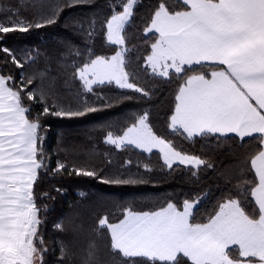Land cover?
<instances>
[{
    "label": "snow or ice",
    "instance_id": "6c2138e0",
    "mask_svg": "<svg viewBox=\"0 0 264 264\" xmlns=\"http://www.w3.org/2000/svg\"><path fill=\"white\" fill-rule=\"evenodd\" d=\"M94 2L61 0L53 18L45 17L43 22L9 17L7 24L0 21V40L7 34L28 33L57 23L62 4L91 7ZM142 3L109 0L102 20L94 14L90 21L75 25L82 43L66 42L70 50L76 49L77 58L83 56V62L75 64L71 73L82 89L75 106L65 104L51 83L47 87L37 83L42 81L43 71L25 74L24 63L15 52L8 46L0 47L5 65L10 57L21 69L18 86L12 75L0 73V264H45L44 255L49 251L40 231L44 223L41 212L48 209L36 203L34 191L40 171L49 172L45 135L41 134L43 117L80 118L108 112L134 99L146 102L154 94L157 79L167 83L174 76L178 86L167 119L171 133L188 142L207 138L215 142L217 150L226 147L221 141L231 135L241 141L245 137L258 141L256 150L239 165L240 175L227 178L235 179V194L229 191L221 197L204 222H194L195 210L203 199L200 196L184 198L181 203L168 198L155 210L123 207L122 218L110 222L108 216L101 217L93 230L105 240L107 259L98 256L94 242L79 257L61 244L58 264H116L118 258L122 264H181V257L190 264H264V0H155L143 17V36L151 34L154 39H143L145 54L136 57L143 63L133 73L128 70L126 26ZM99 32L107 45L114 46L111 54H94L91 45ZM143 78L152 83L151 88L140 82ZM112 85L139 95L109 96L95 91L96 87ZM24 94L29 102L42 105L34 117L30 116V106L23 103ZM85 94L94 95L95 100L89 102ZM103 127L108 129L103 143L115 149L157 150L165 174L179 165L190 169V177L195 178L202 168L216 167L167 134H159L148 109L135 114L118 131L112 130L110 121ZM106 163H111L110 158ZM130 164L126 160L123 167ZM137 167L142 171L104 175V167L57 160L49 174L85 176L114 186H160L144 175L155 171L151 164ZM42 198L54 199L47 192ZM54 227L70 231L74 237L80 232L71 217L67 227L63 223ZM101 229H106V236Z\"/></svg>",
    "mask_w": 264,
    "mask_h": 264
},
{
    "label": "trees",
    "instance_id": "16d2710c",
    "mask_svg": "<svg viewBox=\"0 0 264 264\" xmlns=\"http://www.w3.org/2000/svg\"><path fill=\"white\" fill-rule=\"evenodd\" d=\"M61 0H0V21L7 24L8 18L14 20H25L28 22H43V18H53L52 13L56 11L57 3ZM109 0H95L91 7H65L60 12L58 22L40 29L33 28L28 33L14 32L7 34L0 40V47L8 46L18 58L24 63L23 72L32 74L34 70L45 73L37 83H43L45 87L52 84L60 99L65 104L75 106L77 97L82 93L78 80L72 78L73 66L83 62V56L77 58L74 55L75 48L69 49L66 42L81 44V35L77 34L75 27L78 21H90L95 14L98 20H102L108 13ZM155 0H143L142 6L136 11L132 23L126 26L129 33V71L136 73L143 63L137 56L143 52V39L151 41L154 37L150 34L143 36V17L149 11V6ZM99 28V23H97ZM91 47L94 54H111L114 46L107 45L103 33L99 32L94 38ZM136 46H140L137 48ZM80 51L86 50L81 47ZM32 59L29 60L28 57ZM20 68L8 62L5 65V56L0 52V73L12 75L16 85H19ZM191 74V73H189ZM143 77V73H140ZM146 87L151 88L152 83L147 78L140 80ZM11 83V82H10ZM157 87L151 100L138 102L131 100L120 107L113 108L108 112L94 113L80 118H60L46 116L42 119L41 134L45 135L43 148L49 155V172L41 170L39 179L35 184L36 203L42 208L47 206V211L41 212L44 221L40 231L49 251L44 255L45 264H58L57 258L61 255V244L67 245L73 252L79 255L86 251L90 242L96 244V250L100 258L107 259L105 240L94 233L98 227V220L108 216L110 222H116L122 218L123 207L132 206L136 211L155 210L171 198L173 202L181 203L184 198L203 197L194 213V222H204L221 197L226 196L229 191L235 194V179L229 181L228 177L240 175L239 165L247 159V156L257 148L258 141L255 137L240 138L231 135L228 139L221 141L226 147L217 150L215 142L207 138H195L188 142L182 136L171 133L167 129V119L173 107L174 93L178 86L175 76L167 83L155 81ZM95 91L109 96L129 95L138 96L131 90H119L114 85L96 87ZM92 102L95 96L85 94ZM23 103L30 106V116L42 111V105L29 102L24 94ZM150 110V122L159 134H167L168 138L175 139L178 145H183L186 150L199 154L202 158L210 160L215 164L214 170L202 168L198 177H190V169L174 165V169L165 174L161 171L163 162L159 158L157 150L152 153H144L141 150L127 147L115 149L112 145L103 143L105 132L103 127L105 121L113 122L112 130L118 131L135 114H142L143 110ZM118 122V123H117ZM59 149V150H58ZM110 158L111 163L106 161ZM57 160L67 161L70 165L77 163L85 167H104V175L118 172L136 173L138 164L149 163L155 169L150 175L159 187L150 186H114L100 183L95 178L85 176H68L67 173L51 175L50 169L55 168ZM126 160L131 164L125 169ZM59 188L61 191L57 192ZM49 193L51 197L42 198L43 193ZM249 210L251 202L249 200ZM71 217L76 225L80 227L78 236L70 231L57 230L54 225L63 223L67 227V220ZM104 236L106 229H101ZM181 264H190L186 258L181 257ZM116 264H122L118 258ZM129 264H133L132 261ZM147 264V262H145ZM159 264V262H157Z\"/></svg>",
    "mask_w": 264,
    "mask_h": 264
}]
</instances>
